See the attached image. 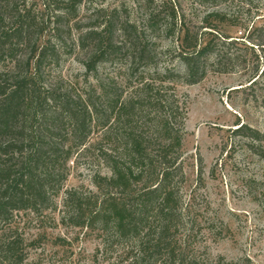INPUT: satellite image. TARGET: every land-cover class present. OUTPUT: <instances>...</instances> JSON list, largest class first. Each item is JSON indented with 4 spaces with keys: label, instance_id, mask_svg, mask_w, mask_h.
<instances>
[{
    "label": "trees",
    "instance_id": "16d2710c",
    "mask_svg": "<svg viewBox=\"0 0 264 264\" xmlns=\"http://www.w3.org/2000/svg\"><path fill=\"white\" fill-rule=\"evenodd\" d=\"M41 1L36 13L19 0H0V264H30L37 239H26L24 216L42 228L58 221L98 233L95 256L103 264H249L211 261L198 245L202 165L188 191L186 104L177 91L201 81L208 66L229 73L240 59L224 48L230 37L217 33L209 17L194 31L175 0H139L141 20L132 24L123 21L121 7L92 10L95 21L74 45L88 53L87 89L48 88L42 74L68 54L64 35L82 0ZM203 2L197 3L220 0ZM49 24L51 35L41 43ZM148 34L176 35L178 44L156 53ZM161 56H174L183 74L172 62L159 66ZM106 67L127 72L120 82L101 78ZM263 78L264 69H256L250 86ZM234 133L264 156L263 134L243 126ZM79 152H91L99 164L92 189L63 192Z\"/></svg>",
    "mask_w": 264,
    "mask_h": 264
},
{
    "label": "rangeland",
    "instance_id": "374dc122",
    "mask_svg": "<svg viewBox=\"0 0 264 264\" xmlns=\"http://www.w3.org/2000/svg\"><path fill=\"white\" fill-rule=\"evenodd\" d=\"M175 1L194 31L203 18L209 17L207 22L217 26V33L222 31L230 37L225 50L240 57L230 64L229 73L214 72L208 66L201 81L177 87L186 104L183 151L190 174L188 191L195 187L199 161L202 165V186L195 199L202 227L198 245L211 261L223 258L228 262L247 260L249 264H264V156L251 140L234 133L243 126L264 135V78L250 86L253 72L264 69V0H220L216 4L203 0L205 6L197 3L201 0ZM19 4L32 7L36 13L43 10L41 0H19ZM138 5L139 0H82L77 18L64 35L69 52L45 70L43 85L87 89L90 82L85 81L84 62L88 53L74 45L95 21L92 10L107 14L121 7L126 9L123 21L132 24L141 20L143 10ZM218 14L222 15L219 19ZM53 26L49 24V30L39 36L41 43L49 38ZM149 37L156 53L173 51L178 44L176 35ZM157 61L159 66L172 62L183 74L184 66L174 56H161ZM126 72V67H106L99 70V76L120 82ZM83 154L77 159L74 155L72 161L78 165L70 164L63 192L78 187L92 189L90 176L99 164L92 160L91 152ZM55 218L58 220L57 214ZM22 222L23 226L27 224L26 239H37L35 249H29L30 264H103L100 255L95 256L96 250L101 249L98 233L64 227L58 221L42 228L25 216Z\"/></svg>",
    "mask_w": 264,
    "mask_h": 264
}]
</instances>
